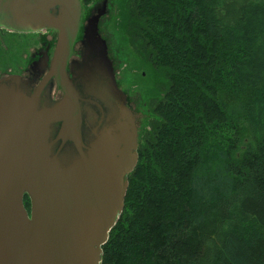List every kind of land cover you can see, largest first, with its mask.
<instances>
[{
  "label": "trees",
  "instance_id": "obj_1",
  "mask_svg": "<svg viewBox=\"0 0 264 264\" xmlns=\"http://www.w3.org/2000/svg\"><path fill=\"white\" fill-rule=\"evenodd\" d=\"M116 4L153 103L99 264H264V0ZM18 36L0 29L3 74Z\"/></svg>",
  "mask_w": 264,
  "mask_h": 264
},
{
  "label": "water",
  "instance_id": "obj_2",
  "mask_svg": "<svg viewBox=\"0 0 264 264\" xmlns=\"http://www.w3.org/2000/svg\"><path fill=\"white\" fill-rule=\"evenodd\" d=\"M105 2L82 24L80 0H0V29L55 34L36 85L0 78V264H99L120 215L137 127L97 29Z\"/></svg>",
  "mask_w": 264,
  "mask_h": 264
},
{
  "label": "rangeland",
  "instance_id": "obj_3",
  "mask_svg": "<svg viewBox=\"0 0 264 264\" xmlns=\"http://www.w3.org/2000/svg\"><path fill=\"white\" fill-rule=\"evenodd\" d=\"M102 1L103 0H92L83 9L84 17H82V24L94 8H100ZM104 8L105 13L99 18L97 29L100 36L107 44L106 48L108 58L112 61L118 87L124 92L126 96V104L130 107L135 117L136 127L139 129L140 126L145 125V120L148 115L146 105H149L150 102L153 103L151 97L148 96L151 94L149 91V88L152 87L151 76H148L147 70L141 66V64H137V62L130 57L128 48L124 46V40L121 39L119 35H114L117 31V27L115 26V22H117L116 14L118 13L116 0H106ZM78 36L80 37L81 34H78ZM44 39L50 41L51 43L55 41L54 32L50 33L47 30L34 34H24V36H18L16 39V41L19 42L17 48L24 49L25 47L26 53L22 54L24 62L22 61L23 63L21 64L17 63L15 59H11L10 64L12 67L14 68L16 65L19 73L22 72L29 64L30 60L33 59V56H29V53L39 49V42ZM1 45H3V49L6 48V45ZM76 50H81L79 43L73 48V51ZM8 71H10L9 73H12L13 69L11 70L8 68L7 73L5 74H8ZM5 74H3L0 70V78Z\"/></svg>",
  "mask_w": 264,
  "mask_h": 264
},
{
  "label": "flooded vegetation",
  "instance_id": "obj_4",
  "mask_svg": "<svg viewBox=\"0 0 264 264\" xmlns=\"http://www.w3.org/2000/svg\"><path fill=\"white\" fill-rule=\"evenodd\" d=\"M91 13L93 14L94 12L92 11ZM82 17H84L83 13H82ZM48 31L50 33L53 32L50 30H48ZM52 43L50 41H47L46 39H44L43 41H40L39 42L40 48L34 50L32 53H29V56H33V59L30 60L29 64L26 66V68L22 72L19 73V71L16 70L15 72L5 74L4 76L10 75V74H15V75L20 76L23 80L30 81L31 86L36 85L39 82V80L42 78L44 73L46 72V68H47V67H44L43 69H40L38 66V63H39V61H42L44 59V57L47 58V63H48V60L51 56V52L53 49L54 41ZM80 51H78V50L73 51L74 55H72L70 57L69 61H78ZM75 54H77V55H75ZM68 65H69V62H68ZM67 68H68V66H67ZM4 76H2V77H4ZM59 96H60L59 90H54V87L52 86L50 89L49 98L51 100H56ZM26 212H27V214H29V203H28V209Z\"/></svg>",
  "mask_w": 264,
  "mask_h": 264
}]
</instances>
